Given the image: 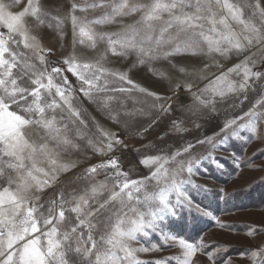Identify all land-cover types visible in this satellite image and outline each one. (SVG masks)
<instances>
[{"label":"snow or ice","instance_id":"1","mask_svg":"<svg viewBox=\"0 0 264 264\" xmlns=\"http://www.w3.org/2000/svg\"><path fill=\"white\" fill-rule=\"evenodd\" d=\"M110 56L134 59L123 70ZM138 65L172 95L134 80ZM181 92L190 101L177 115ZM170 115L158 143L130 147ZM253 140L264 141V0H0V264H193L197 253L232 264L230 249L175 222L187 212L233 227L195 202L208 190L194 177L226 174L218 151L233 172L252 166L239 154ZM88 152L101 159L81 169ZM132 152L147 169L138 178L125 170ZM162 247L180 252L138 256ZM238 255L264 264V239Z\"/></svg>","mask_w":264,"mask_h":264},{"label":"rangeland","instance_id":"2","mask_svg":"<svg viewBox=\"0 0 264 264\" xmlns=\"http://www.w3.org/2000/svg\"><path fill=\"white\" fill-rule=\"evenodd\" d=\"M68 39H70V36ZM46 42L54 44L55 39L49 35L46 37ZM82 54L90 56L92 50L87 48L82 49ZM133 59L110 56L108 62L111 66L128 70ZM195 62L189 58L180 60L181 64L187 65ZM220 62L227 67L231 66L234 59L221 60ZM167 67V65L164 66L165 69ZM212 71H215V69L213 68ZM130 75L142 86L152 91H156L161 95H172L170 91H167L168 82L166 80L162 81L159 77L154 76L143 65H138L132 69ZM171 75L177 80L183 79L182 74L171 72ZM181 100L185 102L190 101V96L187 92H181L174 97V111L177 115L181 113ZM172 118L171 115L168 116L158 128L145 134L146 139L142 136L129 139L130 147L135 149L140 148L142 145H147L149 142L158 143V134ZM108 126L114 131H121V129L116 128L114 125L109 124ZM189 127L191 128L192 126L189 125ZM212 130V128L205 124L204 128L201 129V133L206 132L207 134H211ZM201 133L193 132L194 135H200ZM262 152H264V141L253 140L248 143L239 155L245 159L251 158L252 166H241L238 171L233 172L234 169L231 161L226 159L230 153L218 151L216 155L221 156V161L225 164L226 174L221 175L219 171L209 166L208 171L194 177L196 183L208 190L207 192L193 191L191 195L195 202L199 203L202 207H207L209 211H212L225 224L232 225V228L222 229L210 217L199 216L195 213L189 215L185 212L184 218L175 222V231L185 237L201 234L205 242L223 245L230 249L229 256L232 259V264H247L246 260L239 257L238 250L249 243L257 244L264 239V232L256 236H250L247 228L249 224H255L259 227L264 223V183L261 182L264 179V156H261ZM86 156L87 158L84 156L77 157L81 160V169L91 163L99 162L101 159L99 154L93 155L91 152H88ZM138 160L139 157L135 152L126 155L124 163L127 167L125 170H131L130 174L132 178H138L140 175L147 174V169L143 166H138ZM128 161H132V163L128 164ZM220 189L232 193V197L227 202L219 199L218 195H216V192ZM149 243L159 244L160 241L157 238ZM140 244L149 246L143 240L140 241ZM179 252L180 249L178 247H162L160 251L139 253L138 256L142 260H157L178 254ZM193 264H206L205 258L197 253L193 258Z\"/></svg>","mask_w":264,"mask_h":264}]
</instances>
